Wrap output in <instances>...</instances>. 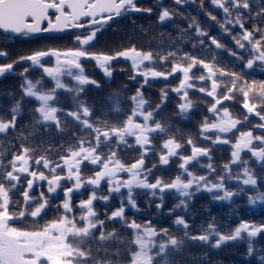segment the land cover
<instances>
[{
    "label": "snow or ice",
    "instance_id": "snow-or-ice-1",
    "mask_svg": "<svg viewBox=\"0 0 264 264\" xmlns=\"http://www.w3.org/2000/svg\"><path fill=\"white\" fill-rule=\"evenodd\" d=\"M192 2L195 0H174L176 5ZM202 2L203 0L201 4ZM211 3L225 14L224 22L220 24L224 32L230 33L226 25L233 27L238 25L241 29L238 38L232 37L237 51L229 50L230 54L243 62L245 68L253 69L254 66H259L264 71V29L255 22L252 30L245 28V11H241V9L246 10L248 18L255 21L257 17L264 18V7H260L253 13L249 0H211ZM50 10L56 13L55 22L49 15ZM233 10L236 11L234 20L230 18ZM142 11L150 14L153 9L138 7L137 0H0V30L5 32L27 36L33 33L60 31L69 27L85 29L84 33L77 35L76 41L80 47L74 50L63 52L55 49L40 50L30 55L20 56L11 63L0 64V78H3L6 74L14 73L16 64L30 62L29 67H25L19 73L23 78L20 85L22 96L10 108L11 119L6 120L0 116V135L6 137L11 130L16 133L17 139L22 141L28 139L23 131L17 133L16 130L17 118L23 113L22 101L25 97L33 98L37 102V106L32 109L36 115L33 117L32 124L27 125L32 128L28 135H36L40 127L47 130L53 126L58 133H66L69 123L80 129L79 134L73 131L72 137L69 138L74 140V143H70L66 148L63 144L60 145L64 148V154L59 156L58 161L49 160L47 155L34 156L36 149L21 143L19 151L13 152L12 158L5 164L4 157L7 150H0V264H90V262L91 264H114L111 259L93 257L91 249L83 247L93 239L103 245V242L116 237L115 229L105 232V220L99 219L93 206L97 199L108 201L113 194L120 196V207L112 211L110 215L106 213L105 216L109 222H119L122 227L133 231L132 244L136 246V251L130 252V264H170L171 254L182 251L188 241L211 244V247L218 249L228 241L250 239L264 232V224L256 226L242 221L234 230L224 234L219 231L213 217L207 227L201 225L199 234L193 235L189 221L183 215H177L173 225L178 231H182V235L177 236L170 233L168 228L162 227L158 230L151 221L142 225L135 219L129 221L126 218L125 201L131 209L139 211L136 197L141 193H138L137 189L148 190L143 194L151 197L159 195L160 203L156 205L157 209H162L164 206L165 191L178 194L182 199L169 210L171 215L177 209L187 212L189 202L201 191L211 193L212 199L219 201H231L234 196L244 192V188L239 185L237 192L228 190L226 180L240 181L242 185L253 186L254 190L258 188V179L260 183H264V175L258 177L248 166L249 161L242 157V153H249L255 164L264 172V135L254 136L252 131H239L234 143L228 138H223L222 134L232 133L243 122L234 118L228 107H219L224 101L233 100L235 94L242 95L244 98L242 106L246 109L244 122L248 120L249 115L254 114L260 120V123L254 127L264 130V114L258 110V107H264V81L253 80L249 83L240 73L225 71L218 66L214 67L213 63L206 62L191 53L183 52L182 55H178L182 52L179 46L175 50H168L165 54L156 52L155 55L152 50L145 51L135 46L114 54L94 53L88 50L90 46H93L97 33L101 32L109 21L130 12ZM175 14L167 8H162L158 21L163 24L172 20ZM208 15L212 20H216L211 13ZM45 21H47V27H42ZM193 27H195V36L199 44L204 45L205 41L202 37L207 36L208 33L201 29L195 18L189 22L188 29H180L181 34L177 39L181 41L191 39L185 34ZM209 40L217 49L224 47L216 37H209ZM174 43L175 40L169 41V46ZM192 47L196 48L197 45L193 44ZM240 50H246L250 58L245 61ZM8 55L7 52L0 51V57L7 58ZM50 56L55 57V64L46 67L44 58ZM119 58L131 62L134 74L129 78L134 80L136 75H139L144 78V83L129 98L132 102L130 114L120 106L121 94L115 93L107 97L112 102L110 109L102 111L99 116H94V107L89 105L82 94L86 92V86L93 85L99 88L100 85L86 74L81 60H94L105 76L111 77L112 62ZM212 59L214 62L216 58ZM158 62L166 65L170 63V70H155ZM198 65L202 67L204 73L197 79L210 81V90L201 86L198 91L213 98L214 102L208 111L216 117L212 123H208L205 118L201 125V133L215 130L214 139L209 136H204V139L211 140L212 144L231 143L233 149L230 162L223 165V175L213 176L216 169L211 163V147H197L192 138L188 137L186 144L191 146V154L183 155L179 152L183 144L169 131L170 126L156 119L161 104L153 106L145 99L141 90L144 84L149 82V78L167 79L168 76L181 73L183 78L173 91L182 93L183 102L178 107L180 113L185 114L194 107L193 101L189 99L188 90L194 88L191 82L192 70ZM34 67L42 70V77L35 82L28 76L30 68ZM218 74L221 79L225 76L231 79L230 85H224L223 94H218V89L221 87L217 79ZM44 77L49 78L54 86L47 88ZM65 77L70 78L69 83L64 82ZM59 90L70 97L72 103L70 110L63 108L59 99ZM166 97L167 93L162 90L161 103ZM254 97H259V102L253 99ZM109 114H122L126 116V119L119 123H112L108 119ZM158 136L166 137L157 153L159 165H168L174 157H178L180 161L181 173L171 182L160 177L154 178V181L149 180L157 164L153 163L151 167H147L146 158L150 152H155L154 141ZM130 148H135L139 156L133 162L125 163L120 153H126ZM48 151H51V145L48 146ZM201 157H206L209 161L205 166L208 169L207 175H195L189 168L193 162L199 164ZM85 162L94 166L93 175L88 177H83L81 174V168ZM32 165L36 168L43 167L49 175H46L44 171L32 170ZM232 165H240L242 172H234ZM57 169L65 175L59 174ZM121 173H126L128 178H122ZM21 176H24L27 181V188L22 193L23 206L18 211H12L10 206L16 208L19 201L13 202L10 192L21 186ZM209 176H213V179L210 180ZM41 181L47 183L49 194L61 188L62 181L71 183V186L63 188L65 199L62 205L58 206L62 208L64 214L47 222L39 229L28 230L13 226V222L28 216L41 217L48 207L49 202L43 191L40 192L38 204L29 195L34 182ZM102 182L107 183L108 194L98 197L97 189H100ZM85 185L92 186V191L88 199L81 200L76 205L81 210V214L77 217L73 211L71 194L74 191L78 192ZM122 189H125L126 193L122 192ZM248 199L253 205L257 202L264 204V192L257 191L255 196H250ZM97 229H99L98 236ZM213 238H215L214 242ZM100 250L97 249L98 252ZM103 250L107 253V249ZM252 252L253 246L249 243L248 253ZM115 255L119 256V251ZM261 260H264V256ZM115 264L120 262L116 261Z\"/></svg>",
    "mask_w": 264,
    "mask_h": 264
},
{
    "label": "trees",
    "instance_id": "trees-1",
    "mask_svg": "<svg viewBox=\"0 0 264 264\" xmlns=\"http://www.w3.org/2000/svg\"><path fill=\"white\" fill-rule=\"evenodd\" d=\"M252 12L255 13L260 7H264V0H249ZM154 10L148 15H141L130 12L126 14V17L121 21L110 26L109 30H104L97 33L96 39L93 41V46H90L88 50L94 53H106L114 54L117 51L130 48L132 46L137 47L145 51L152 50L154 55L156 52L165 54L168 50H175L177 46L182 49L183 52L191 53L200 59H204L206 62H211L214 67L223 68L225 71H234L240 73L244 79L249 83L253 80L257 82L264 81V71L260 69L259 66H254L253 69H247L244 67V63L237 60L230 54V51H237L233 36H237L241 32L238 25L235 27L231 25H226L229 27L230 33L224 32L220 24L224 22L225 14L223 11L211 3V0H195L192 3H185L181 5H176L174 0H154ZM141 5V4H140ZM144 6V4H143ZM162 8H167L170 12L176 13L173 19L161 24L158 21L159 12ZM245 11V28L252 30L253 23L255 22L261 29H264V18L257 17L255 21L248 18L246 10ZM211 13L212 16L216 17V20H212L208 15ZM236 11H232L231 19H235ZM195 18L196 22L200 25L201 29L208 33L207 36L202 37L205 41L204 45L199 44V40L195 36V27L187 32L186 37H191V39H186V41H181L177 39L180 36V29H188L189 22ZM219 21V23H218ZM179 26V27H177ZM163 33V35H161ZM76 35V34H75ZM80 35V33L78 34ZM209 37H216L222 45L223 48L217 49L214 45H211ZM257 38L259 34L257 33ZM175 40L174 44L169 46V41ZM42 48L40 50H49V44L47 42L38 43ZM140 44V45H139ZM196 44L197 47L193 48L192 45ZM15 47L11 45L10 48ZM36 50V48L34 49ZM13 60L18 59L21 52L18 50H9ZM66 51V50H63ZM240 54L244 55V60L246 61L249 55L246 54V50H240ZM213 57L215 61L213 62ZM124 58H119L121 62L117 64L115 60L112 62V76L107 78L103 75L104 72L100 69L99 72L89 75L91 79L96 80L100 87L97 88L93 85L86 86V92L82 95L86 97L87 102L90 106L94 107V116H99L102 111H108L112 106V102L107 99L109 95L120 93L121 108L130 114V109L132 107V102L129 99L133 96L137 89L140 88L141 84L144 83V78L136 75L133 80L127 81L122 79L119 75L120 64L127 69V73L133 75V70L131 67V62L126 60L123 62ZM158 59V58H157ZM53 59L51 57H45L44 62L46 67L53 66ZM84 59L81 62L84 63ZM95 62V61H93ZM84 66V65H83ZM170 63L163 64L157 63L155 65V70L157 71H169ZM29 67V64L27 65ZM96 68V62L92 65ZM84 68H86L84 66ZM19 70V69H18ZM87 70V68H86ZM204 73L201 66L193 68L192 75L194 88L188 90L189 99L193 101L194 107L187 113L181 114L179 110V104L183 102L182 93L178 94L173 89L177 88L181 82V73H175L174 75L168 76L165 81L161 78H149V82L144 84L141 89L145 99L151 103L153 106L156 104H161L159 113L156 119L160 120L170 126L169 131L175 136V138L183 144V147L179 152L183 155L191 154V146L186 144V139L191 137L193 143L197 147H211V163L216 169V174L223 175V165L227 164L231 160L232 146L229 144H212L211 140L204 139V136H209L215 138L216 133L206 134L201 133L200 128L205 118H207L208 123H212L216 120V117L208 111L209 107L214 102L212 97L207 96L205 93L198 91V88L203 86L209 88L210 81H199L197 77ZM14 73L11 74L13 76ZM30 79L34 82L42 77V70L38 67L30 68L28 73ZM8 78V77H7ZM218 82L221 87L218 89V94H223L225 92V84L230 85L231 79L228 76L219 78ZM134 81L133 83H131ZM65 83L70 82V78H64ZM44 83L47 88L54 86L53 82L44 77ZM5 86V85H4ZM3 86V87H4ZM162 90L167 93L166 99L161 103ZM0 116L4 119H11L10 108L13 106L16 100H19L22 96L21 89L12 87L7 79V89H0ZM59 99L63 108L71 109L72 103L68 95L63 94L62 90H59ZM11 93V95H9ZM243 96L240 94H235V98L230 101H224L219 107H228L229 112L234 118L240 119L243 123L237 126L232 133L222 135L223 138H228L231 142H235L236 136L239 131H252L253 135H264L263 133H258L254 126L260 123L258 117L254 114L249 115L248 120L244 122V116L246 114V109L243 108ZM257 102H259V97H254ZM37 106V102L33 98L25 97L22 101L23 113L17 118L16 130L17 133L23 131L24 135L28 136L25 141L17 139L16 133L11 130L5 137L0 135V150H7L6 156L4 157L5 164L12 158L13 152H18L20 149V144L24 143L25 146L35 148L36 151L33 153L34 156L47 155L48 159L51 161H58L59 156L64 154V148L60 145L63 144L66 148L70 143H74V140H70L73 131L79 134L80 129L78 126L69 123V129L66 133H58L56 128L53 126L47 130L40 127L36 135H28L32 131V128L27 127L31 125L33 117L36 115L32 109ZM147 108V105H146ZM258 110L264 114V107H258ZM108 119L112 123H119L126 119L124 115H114L109 114ZM166 137H156L155 138V152H150L148 158H146V166L151 167L153 163L157 164V167L153 169L150 181H154V178L160 177L167 182H171L175 176L181 173L179 168V158H172L171 162L166 166H161L158 163V155L160 151V145L163 139ZM132 138H130V143H132ZM51 145V151H48V146ZM121 157L123 162L131 163L134 159L138 158L139 152L135 148H130L127 152H121ZM242 157L249 161V167H251L255 174L259 177L264 175V172L255 164L250 154L245 152L242 153ZM209 163L206 157H201L199 164L193 163L189 168L195 175H207L208 169L205 167ZM94 166L89 165L85 162V165L81 168V174L83 177H88L93 175ZM233 171L242 172V167L240 165H232ZM32 170L44 171L46 175L49 172L43 167L36 168L32 165ZM57 172L61 175H65L60 169ZM120 176L127 179L126 173H121ZM213 176H209V179H213ZM51 178V177H50ZM30 179V177H29ZM226 187L228 190L237 192L238 185L244 188V192L236 195L231 201H219L213 200L212 194L207 191H201L197 193L193 199L189 202V209L185 212L183 209H177L175 213L169 214V210L173 208L175 204L179 202L181 197L172 191H165L163 194L164 206L162 209H157L156 205L160 203L159 195L157 197H151L143 193H147L148 190L137 189L138 193H141L136 197L139 211L131 209L126 205L125 216L131 221L135 219L140 224H145L147 221H151L152 225L158 230L160 228H168L170 233L173 235L181 236L182 231H178L173 225V220L177 215H183L186 220L190 223V231L193 235L199 234V227L203 225L207 227L209 222H212L214 217V223L217 225L219 231L224 234L229 233L234 230L240 222H248L259 226L264 224V204L257 202L256 204H250L248 197L255 196L257 191L264 192V183H260L258 179V188L255 190L253 186L242 185L240 181L237 180H226ZM7 186V185H6ZM71 186L70 182H63L62 187L57 189L55 193L49 194L47 191L46 182H34V187L29 191V195L34 198L35 202L39 203L40 192L43 191L45 197L48 199V207L44 210L39 218H32L30 216L13 222V226L20 227L23 229L34 230L43 227L47 222L59 218L63 215V210L61 207L65 196L63 188ZM27 188V181L24 176H21V186L17 189H13L10 192V197L13 202L19 201L16 208H11L12 211H18L20 207L23 206V196L22 193ZM92 191V186L85 185L81 190L74 191L71 194V203L73 205V211L77 217L81 214V210L76 207L81 200H86L89 198ZM122 192L126 193L125 189ZM108 194V185L106 182L101 183L100 189H97V196H104ZM94 210L98 213L99 219L105 220L104 230L105 232L116 230V237L110 240L101 242L98 240H91L90 242L83 245L85 249L90 248L93 257H99L101 259H111L114 264L119 261L120 264H130V252L136 251V246L132 244L133 231L131 229L122 227L119 222H109L106 219L105 214H111L112 211L120 207V196L118 194H113L108 201H103L97 199L94 201ZM96 235H99V229L96 230ZM246 236V234H244ZM71 240V238H70ZM215 238H213L214 242ZM251 243L253 246V252L248 253V244ZM101 249L99 252L97 249ZM103 249H107V253ZM119 251V256L115 253ZM264 256V232L259 233L256 237L237 239L235 241H228L221 245L220 248H213L211 244H202L201 242H186L184 248L179 253H172L170 257V264H264V260L261 257ZM91 264V262H90Z\"/></svg>",
    "mask_w": 264,
    "mask_h": 264
},
{
    "label": "flooded vegetation",
    "instance_id": "flooded-vegetation-1",
    "mask_svg": "<svg viewBox=\"0 0 264 264\" xmlns=\"http://www.w3.org/2000/svg\"><path fill=\"white\" fill-rule=\"evenodd\" d=\"M66 11H68V10L66 9ZM49 15L52 17L53 22H55L56 13L51 12V13H49ZM125 17H126V15H122L118 18L115 17L112 21H109L108 24L104 26L102 31L109 30L111 25H113L117 22H121ZM43 27H47V23H45L43 25ZM68 29H69V31L65 32L61 36L31 35V34H29L27 36L20 35L18 37H14V36L7 35V34L0 31V51H5L9 54L7 58L0 57V64L11 63L13 61V59L11 57V53L9 50H18V52H21L20 56H26V55L32 54V53H28L27 46H31L33 49H35L39 45L38 43L47 42L49 44L48 45L49 49H55V50H59L62 52H63V50H66V51L67 50H73V49L80 47V45L76 41V37L79 33H80V35L82 33H84L85 29L71 28V27H69ZM11 45H14L15 47L10 48ZM51 58L53 59L52 61H53V65H54L55 64V57H51ZM83 61H84V63L83 62H81V63L87 68V70L85 68V72H88L91 75L96 73V72H99L100 68L98 66L96 68L92 67V65L95 63V62H93L94 60L84 59ZM122 61L126 62L125 59ZM115 62H117V64H119L121 61L115 60ZM126 63H129V62H126ZM28 64H30V62H23V63L16 64L14 66L15 71H14L13 76H11V74H6L3 78H0V89H3V90L7 89V79L9 80V84L12 87H15L17 89H21L20 85L23 82V78L19 75V73H21L23 71V69L25 67H27ZM119 70H120L119 75L122 79H125V77H126L127 81L132 80L129 78L131 75L129 73H127L128 70L125 69L121 64H120ZM103 76L107 77L105 75H103ZM107 78H109V77H107ZM133 82L134 81H132L131 83H133ZM1 94L2 93L0 92V96H1Z\"/></svg>",
    "mask_w": 264,
    "mask_h": 264
},
{
    "label": "rangeland",
    "instance_id": "rangeland-1",
    "mask_svg": "<svg viewBox=\"0 0 264 264\" xmlns=\"http://www.w3.org/2000/svg\"><path fill=\"white\" fill-rule=\"evenodd\" d=\"M141 4V5H140ZM143 4H144V6H143ZM137 5H138V7H141V8H152L153 10H154V0H139V1H137ZM153 12V11H152ZM133 13H136L137 15L138 14H141V15H149V13L148 12H144V11H142V12H133ZM152 16V14L150 13V17ZM140 45V44H139ZM42 47L41 46H39V47H37L36 48V50H34L31 46H27V51H28V53H33V52H35V51H40V49H41ZM74 50V49H73ZM161 81H165V79H162ZM201 82V81H200ZM200 131H201V128H200ZM258 133H260V132H258ZM206 134H209V133H207L206 132ZM228 134H230V133H228ZM264 134V133H263ZM222 135H225V134H222ZM227 135V134H226ZM193 163H195V162H193Z\"/></svg>",
    "mask_w": 264,
    "mask_h": 264
},
{
    "label": "water",
    "instance_id": "water-1",
    "mask_svg": "<svg viewBox=\"0 0 264 264\" xmlns=\"http://www.w3.org/2000/svg\"><path fill=\"white\" fill-rule=\"evenodd\" d=\"M137 1H139V0H137ZM68 10V9H67ZM55 13L54 12V10H50V13ZM45 23H47V21H45L44 22V24ZM43 24V25H44ZM43 25H42V27H43ZM1 32H3V33H5V34H7V35H10V36H14V37H18V36H20L21 34H15V33H10V32H5L4 30H0ZM67 31H69V29L68 28H65V29H63V30H60V31H52V32H40V33H33V34H31V35H49V36H61V35H63L65 32H67ZM256 131L257 132H260V133H264V130H262V129H256ZM212 132H214V130L213 131H209L208 133H212ZM218 145V144H217ZM190 166V165H189Z\"/></svg>",
    "mask_w": 264,
    "mask_h": 264
}]
</instances>
